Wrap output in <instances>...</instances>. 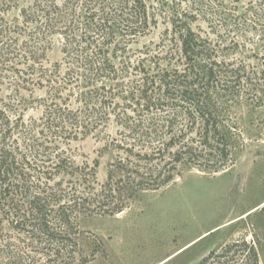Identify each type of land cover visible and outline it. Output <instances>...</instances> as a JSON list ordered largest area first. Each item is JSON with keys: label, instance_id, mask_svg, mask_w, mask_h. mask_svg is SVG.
I'll return each mask as SVG.
<instances>
[{"label": "rangeland", "instance_id": "rangeland-1", "mask_svg": "<svg viewBox=\"0 0 264 264\" xmlns=\"http://www.w3.org/2000/svg\"><path fill=\"white\" fill-rule=\"evenodd\" d=\"M201 1L1 0L0 141L6 140L17 165L27 166L30 196L41 194L51 208L53 194L73 211L58 227L56 243L46 238L40 244L12 229L1 206L0 264H199L242 240L257 248L264 264V109L252 96L230 109L235 163L229 169L207 174L181 165L175 181L123 197L127 207L113 216L92 200L116 161L121 122L135 114L131 95L139 71L165 66L178 52L181 24L189 22L226 62L263 69L264 39L228 37L218 24V4ZM258 1L228 3L241 15ZM92 15L95 23L106 20L104 31L85 26ZM92 51L100 64L109 62L108 71L90 70L86 56ZM240 255L207 264H245Z\"/></svg>", "mask_w": 264, "mask_h": 264}, {"label": "trees", "instance_id": "trees-1", "mask_svg": "<svg viewBox=\"0 0 264 264\" xmlns=\"http://www.w3.org/2000/svg\"><path fill=\"white\" fill-rule=\"evenodd\" d=\"M210 1L218 4V24L228 29V37L234 32L236 37L246 40L253 33L264 39V0L241 15L236 13L237 8H232L229 0ZM145 9L143 19L137 18L134 23H141V19L147 22ZM99 19L101 21L95 23L94 16H89L85 26L96 24V30L104 31L106 20ZM177 34V55L171 54L165 66L144 67L143 72L139 71L142 77L136 80V89L133 87L131 95L135 100V114L121 122L123 137L115 141L116 161L111 164L107 182L92 197L104 215L123 212L127 207L123 197L130 198L139 192L159 191L167 187L181 175V165L207 174L229 169L235 163V147L229 135L232 131L227 123L230 109L250 96L252 102L264 109V67L247 70L226 62L225 55L222 58L223 52L212 44H206L189 22L181 24ZM4 45L0 47V56L4 55ZM169 53L171 49L167 55ZM96 55L92 51L86 56L90 70L108 71L109 62L100 64ZM142 67V62H139L134 70ZM152 71H155L153 75ZM4 141H0L2 217L7 219L12 229L28 233L37 243L44 244L46 238L47 243H56L54 239L61 237V224L70 217L68 213H72V207H65L62 201L53 199V194L51 208L50 202L41 194L30 196V172H25L27 166L17 165V158L10 154L12 152ZM32 170L37 171L35 168L28 171ZM23 193L31 199L23 202L19 199ZM26 203L28 208H25ZM56 204L57 210L53 209ZM236 252L244 255L245 264L260 263L257 248L242 240L227 244L220 252L212 251L199 264H207L216 258L226 259ZM231 262L228 259L223 264Z\"/></svg>", "mask_w": 264, "mask_h": 264}]
</instances>
